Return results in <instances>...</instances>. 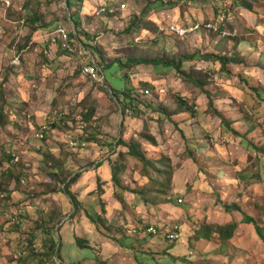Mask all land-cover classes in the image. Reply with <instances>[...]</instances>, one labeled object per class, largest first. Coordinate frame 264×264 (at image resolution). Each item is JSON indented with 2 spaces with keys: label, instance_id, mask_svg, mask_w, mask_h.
<instances>
[{
  "label": "rangeland",
  "instance_id": "obj_1",
  "mask_svg": "<svg viewBox=\"0 0 264 264\" xmlns=\"http://www.w3.org/2000/svg\"><path fill=\"white\" fill-rule=\"evenodd\" d=\"M102 6L115 12L95 15ZM197 21L219 30L168 33ZM58 28L72 53L49 47ZM216 53L243 64L223 68ZM182 57H191L182 73L132 61ZM89 61L103 81L81 74ZM112 167L119 185L101 203L96 178L109 180ZM66 190L93 196L89 213ZM232 205L264 233V0H0V264H264V239L225 211ZM96 213L110 216L99 231L87 218ZM233 222V239L221 241L216 229ZM144 226L158 235L129 234Z\"/></svg>",
  "mask_w": 264,
  "mask_h": 264
},
{
  "label": "trees",
  "instance_id": "obj_2",
  "mask_svg": "<svg viewBox=\"0 0 264 264\" xmlns=\"http://www.w3.org/2000/svg\"><path fill=\"white\" fill-rule=\"evenodd\" d=\"M68 2H69V0H68ZM202 32H204V31H202ZM202 32H200V33H202ZM213 32H218V31H213ZM168 33L170 35H173L177 39H181V40H184L185 39V38L178 37L177 35H175L174 33H170L169 31H168ZM188 37H186V38H188ZM190 58L191 57H182V58H180L179 61H177L176 59H175V61H166V60H162V59H153V60H149V59H138V60H132V61H133L134 64H142V63H144V64H153V65L163 64L165 66H172V67L176 68L180 73H182L183 70L185 71L184 63L187 62V61H189ZM211 58L214 59L215 61H219L221 63V65H222L223 68L229 62H231V63H238V64H241L242 63L236 57H230V56L225 55L223 53H216V54L212 55ZM187 73L189 74V72H187ZM186 77H188L189 79H191L193 82H195L198 86H200L202 88V90L204 91V94L207 96V98L209 100V107L214 110L215 115H217V116H219L221 118L222 124H224V125H226V126L229 127L230 125H228V123H227L226 118L224 117V115L221 114V112H219L217 110V108L215 107L214 101H213V98L214 97H213L212 93L210 91H208L206 88H204V85H202L201 83H199L198 81H196L195 79H193L192 77H194V75L192 77L190 75H188ZM145 91L146 90H144L143 94H145ZM126 100L129 103L128 106L132 108L133 107V103L136 100V96L135 95H129V92H127L126 93ZM240 128H242V127H240ZM230 131L232 133H234L235 135H238V132H239V131H236L234 128H231ZM241 133H246V131H241ZM182 138L185 139V136L182 135ZM119 145H123L124 147H126L128 149V154L131 157H133L134 159H136V160L144 163L148 167H153L152 166V163L149 162V160L146 159V157L144 156V154H142L140 152V150L137 149V147H135L131 143H126L124 141H121V143H119ZM100 167H102V164H100L98 168H100ZM109 173H111L110 174L109 181H107V180H105V181L104 180L103 181L102 180L99 181L100 178H98V189H101L102 188L103 190L101 189L102 190L101 196L99 198H96V201L99 200V202H101V203L103 201L102 197L106 194V188H108L111 185V183L115 187L116 186L118 187V185H119V182H118L119 180L117 178L118 177V174H117L118 173V170L115 167H112L111 168V171H109ZM80 177H81V175H76L75 176V180H74L73 183H77V181L79 180ZM103 191H105V193ZM66 193L70 196V199L73 202V204H74L75 207H77L79 205L81 207V209H83V210H85V211H87L89 213V209H88V206L89 205H84L81 201H79V199L74 195V193L72 191L66 190ZM232 206H234V209L228 207V208H226L225 211L227 213H231L232 210L237 211V212H240L242 214V220H241V222L243 224H247V225L253 224L254 227H255V230H257L258 235L260 236V238L261 239H264L263 227L260 225V223L257 222L252 216H250L247 213L243 212L239 206H237V205H232ZM108 213H109V211H108ZM99 217H101V219H105L106 221L108 220L107 219L108 215L106 216V218L105 217L103 218L102 216L98 215L97 213L94 214V216H91V214L89 216H87L88 220H90V222L95 226V228L97 230H98V228L100 229L99 226H100L101 223L103 225V222H99V220H98ZM106 228H108V227L106 226ZM148 228H149L148 226H146V227L145 226L144 227H140V228L137 229V231L136 230L129 231V234H138V235H144L145 236ZM237 228H238V225L235 222H233V223H231L229 225L222 226V227H218L216 229V232L215 233L217 235H219V238H220L221 241L227 242V241H230V240L233 239L234 234L237 231ZM209 232H210L209 228H203L202 235H204V236H203L202 239L208 240L209 239ZM148 236H150V235H148ZM82 244L83 243L78 240V245L79 246H82Z\"/></svg>",
  "mask_w": 264,
  "mask_h": 264
},
{
  "label": "built area",
  "instance_id": "obj_3",
  "mask_svg": "<svg viewBox=\"0 0 264 264\" xmlns=\"http://www.w3.org/2000/svg\"><path fill=\"white\" fill-rule=\"evenodd\" d=\"M8 5L11 6V3L8 2ZM115 10L112 8L107 7H100L96 12L95 15H100L103 13H114ZM225 16L221 17V20L223 21ZM219 28L217 27V24H215L213 21H197L193 22L191 24H172L169 26L168 31L170 33H174L178 37L186 38L188 36H192L196 33H200L202 31H218ZM48 45L49 47H58L62 49V51L67 53H72L73 49L70 47L67 39L66 31L62 28H58L54 31L53 34L48 39ZM47 51H44V54H47ZM80 72L83 76L95 79L97 81H103V79L100 77V70L96 63L89 61L85 63L83 66H81ZM149 90H146V93H148ZM53 124V121H49L45 125L43 124L39 131L36 133V138L39 140H43L45 137V134L47 133L49 129V125ZM77 145V144H76ZM166 234V239L170 242H175L179 239V227L173 226L169 227L168 229L164 230ZM146 235L150 236H157L158 235V229L154 227H149L147 229Z\"/></svg>",
  "mask_w": 264,
  "mask_h": 264
},
{
  "label": "crops",
  "instance_id": "obj_4",
  "mask_svg": "<svg viewBox=\"0 0 264 264\" xmlns=\"http://www.w3.org/2000/svg\"><path fill=\"white\" fill-rule=\"evenodd\" d=\"M242 127V126H241ZM243 128V127H242ZM104 168V167H103ZM102 168V169H103ZM89 176H93V175H88L87 173H85V174H82L81 175V177L79 178V180L81 179V181L84 179L83 177H89ZM98 178H100V175L99 176H97V178H96V180L98 179ZM107 178H109L110 179V173H108L107 174ZM78 180V181H79ZM105 180V179H104ZM107 181H109L108 179H106ZM77 181V182H78ZM81 181H79L78 183H75L74 184V188L75 187H78L79 185H80V183H81ZM95 186V185H94ZM94 186H92L91 188H94ZM83 189V188H82ZM81 189V187H78L76 190H78V191H81L82 190ZM91 192H93V191H91ZM91 197H93V196H90V194L88 193V195L84 198V199H82V198H79V201H81L84 205H91V204H93V202H91L89 199H91ZM95 199H96V197H95ZM94 201V200H93ZM65 209V206H63V205H60V208H58V210H64ZM110 218V216H108L107 217V219H109ZM141 236V235H140ZM145 244V243H144ZM145 245H152V243L151 242H149L148 244H145ZM149 249V248H148ZM150 250V249H149ZM151 256H153V259H161V258H163V257H166V256H170V257H172L173 259H177L175 256H172V255H168V253H161V252H152V254H151ZM61 261H62V263L64 264L65 263V260H63V258L61 259Z\"/></svg>",
  "mask_w": 264,
  "mask_h": 264
}]
</instances>
